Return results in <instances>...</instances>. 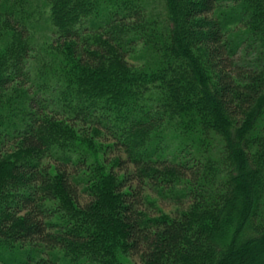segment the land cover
<instances>
[{
  "label": "trees",
  "instance_id": "obj_1",
  "mask_svg": "<svg viewBox=\"0 0 264 264\" xmlns=\"http://www.w3.org/2000/svg\"><path fill=\"white\" fill-rule=\"evenodd\" d=\"M149 1L0 0V264H264V0H163L166 26Z\"/></svg>",
  "mask_w": 264,
  "mask_h": 264
},
{
  "label": "rangeland",
  "instance_id": "obj_2",
  "mask_svg": "<svg viewBox=\"0 0 264 264\" xmlns=\"http://www.w3.org/2000/svg\"><path fill=\"white\" fill-rule=\"evenodd\" d=\"M167 8L166 3L163 0L149 1L148 11L152 13V15L158 17L159 25L166 26L168 24V18L166 16ZM43 9L46 12V16L48 17V9L45 6ZM49 23L50 22H48L47 19L42 17L38 19L36 18L32 22V24H30L31 33L33 34V45L35 47V53H37L35 54L37 58L31 62L32 64H30L31 75L34 80H40L42 77L44 79V77H48V75L50 76L53 71V69L50 68L51 60L54 61L52 62V64H56L61 59V57L57 54L54 56L50 54L52 50L56 48L54 43L55 37L51 35L52 28ZM128 60L135 65L143 64V60H140L139 57L138 60L135 58L133 59L132 57H129ZM83 130L84 131L80 133L83 138L91 141V143L94 144V147L98 149V158L100 163L104 164V162H106L105 167L99 163L104 174L114 177L115 174L113 173H117V171H119L117 168V162L121 153L118 154V148L115 147L113 138L106 131L101 129L87 127ZM181 140L182 138L174 131L167 134L164 142H161L159 146H161L162 144V148H165V154L169 157H172L174 156L175 150H177ZM110 147L113 153L110 152ZM9 150V152H11L12 155H14V157L16 158L19 151L14 149L11 150V148ZM121 175L122 174L120 173V176ZM153 197L156 198L159 208L163 209L165 213L174 214L177 211V208L181 205V202H177L176 199L173 198L162 201L158 199L156 195H154ZM81 198L83 203H86L89 197L86 194H82ZM118 250V254L121 256V259L130 264L131 261L129 253H125L121 248H119ZM56 255L59 258L58 264H73L71 262H68L63 254H59L56 252ZM135 260L138 261V259Z\"/></svg>",
  "mask_w": 264,
  "mask_h": 264
}]
</instances>
